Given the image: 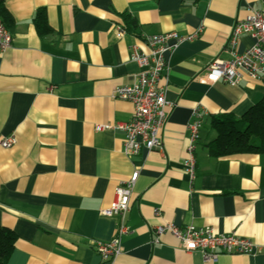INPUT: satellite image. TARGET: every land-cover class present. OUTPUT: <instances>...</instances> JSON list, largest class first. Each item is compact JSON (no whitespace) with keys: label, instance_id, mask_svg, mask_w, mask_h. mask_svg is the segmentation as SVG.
Instances as JSON below:
<instances>
[{"label":"crops","instance_id":"1","mask_svg":"<svg viewBox=\"0 0 264 264\" xmlns=\"http://www.w3.org/2000/svg\"><path fill=\"white\" fill-rule=\"evenodd\" d=\"M253 9L264 11V0H0L13 34L0 51V137L15 138L0 146V227L16 234L6 264H264V153L213 158L206 147L215 136L212 115L241 116L264 96V81L205 80L214 58L230 57L225 43L234 22ZM41 10L50 28L43 34L34 24ZM123 15L135 27L127 29ZM170 32L197 35L166 54L159 85L170 106L161 148L127 156L115 125L129 121L133 105L111 94L145 69L131 59L132 47L148 53L145 35ZM254 43L244 34L237 49ZM194 109L202 126L191 177L184 161ZM136 170L129 232L121 253L102 261L95 242L114 237L120 221L100 210ZM165 224L235 233L261 250L204 261L169 232L157 235Z\"/></svg>","mask_w":264,"mask_h":264},{"label":"built area","instance_id":"2","mask_svg":"<svg viewBox=\"0 0 264 264\" xmlns=\"http://www.w3.org/2000/svg\"><path fill=\"white\" fill-rule=\"evenodd\" d=\"M119 28L117 36L124 33ZM252 35L255 43L242 51L237 49L239 38ZM197 34L182 37L175 32L145 35L144 40L149 52L144 53L137 47H132L131 59L145 67L128 85L114 89L111 96L132 103L133 112L127 122H120L115 128L124 135L123 153L127 156L137 155L142 148L147 150L160 149V132L166 122L170 104L165 97L164 88L159 85L167 68L166 54L184 40H192ZM174 40L172 45L170 40ZM13 42L12 32L4 25L0 16V51L8 49ZM225 49L230 57L227 59L216 57L205 68V80L211 83L223 81L231 86L238 85L244 77L251 80L264 81V11L251 10L244 18L234 22L227 36ZM194 120L189 123L190 141L189 157L184 161L185 172L189 176L194 174V159L192 149L199 138V129L202 126V114L194 109ZM106 125H97L101 130ZM109 127V126H108ZM113 127V126H111ZM15 143L14 136L0 137V146L9 148ZM138 171L119 183L115 188L112 203L100 210L102 215L116 216L119 225L116 233L108 241H96L95 251L102 261L111 262L121 253V237L129 232L125 224V215L130 206L132 188L137 179ZM156 211L155 213H157ZM160 235L169 232L178 241L186 252L197 251L202 259L216 262L220 255H253L260 252V248L247 238L235 233H216L211 227H196L192 224L179 227L173 224L159 225L155 229ZM155 241L157 239L155 238Z\"/></svg>","mask_w":264,"mask_h":264},{"label":"trees","instance_id":"3","mask_svg":"<svg viewBox=\"0 0 264 264\" xmlns=\"http://www.w3.org/2000/svg\"><path fill=\"white\" fill-rule=\"evenodd\" d=\"M127 29L136 22L123 15ZM34 24L39 34L50 30L43 10L39 11ZM210 129L215 136L206 143L208 154L220 158L241 153H264V96L241 116L230 112L214 114L210 118ZM16 234L8 228L0 227V264H6L13 252Z\"/></svg>","mask_w":264,"mask_h":264}]
</instances>
